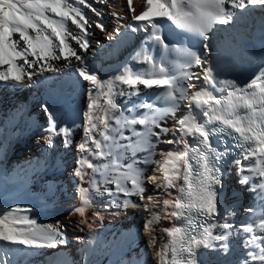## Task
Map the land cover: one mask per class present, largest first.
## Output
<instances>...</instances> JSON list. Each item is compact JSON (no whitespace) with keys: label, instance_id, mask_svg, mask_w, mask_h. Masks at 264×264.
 <instances>
[{"label":"snow or ice","instance_id":"obj_1","mask_svg":"<svg viewBox=\"0 0 264 264\" xmlns=\"http://www.w3.org/2000/svg\"><path fill=\"white\" fill-rule=\"evenodd\" d=\"M77 5L91 8L87 0H0V82L20 84L25 77L30 81L36 72L28 69L37 65L40 72H55L53 60L74 58L84 65L75 69L78 79L91 85L83 110V136L76 144L79 155L73 169L74 177L88 185L78 186L81 206L74 209L81 217L78 225H87L89 233L96 231L94 221L100 215L94 213L90 222L86 211L89 192L99 191V177V185H111L103 188L109 197L118 199L123 195L126 197L123 207H140L148 214L145 232L151 234L161 220L179 222L162 228L166 237L161 238L157 264H200L197 251L213 249L215 241L221 242L219 250L227 254L233 235L243 236L241 245L245 253L239 264H264V70L241 87L231 80L217 81L212 68H203L202 79L207 87H198L193 81L201 76L188 69L203 67L208 63L207 58L189 47H172L160 35L162 22H170L169 27L207 42L217 26L233 22L234 10L244 11L250 6L264 8V0H145L144 10L131 17L138 25L128 27L132 32H149L146 42L164 52L179 53L184 58L177 66L179 75L158 62L142 45L131 57L141 67L134 69L126 64L108 79L98 77L69 42L71 38L87 51L92 23L104 30L102 23L90 22ZM128 7L134 11L132 0H128ZM92 11L101 15L95 8ZM69 21L79 29V34L70 31ZM115 32L120 33V26ZM209 50L210 45L205 43L204 51ZM118 85L126 86L130 97L140 95L139 85L149 90L160 89L154 93L155 99L166 106L157 108L151 102L140 101L122 108L116 96L125 93ZM182 100L188 101L189 110L178 116ZM43 110L50 112L47 106ZM169 116L173 119L172 126H162L160 121ZM47 131L45 143L49 145L53 137L61 135L65 144L72 143V129L57 130L51 115ZM169 135L171 138L162 139ZM217 136L239 150L240 158L233 161L240 176L238 183L247 187L254 204L258 203L261 209L256 212L255 207L249 206L246 211L256 212V218L250 216L239 229L234 230L225 221L219 225L224 229L222 234L213 231L217 227L214 218L220 215L216 186L221 184L222 170L218 165L231 149L218 151L211 142ZM160 143L183 145V148L159 150L160 158L155 159ZM150 165H154L150 169L152 174L145 176ZM145 182L155 185L153 194L145 195ZM170 189H176V194ZM160 193H165L167 198ZM132 196L147 203H133L127 199ZM113 203L121 206L116 199ZM27 211L18 206L0 211V242H3L0 264H10L9 251L5 250L8 246L55 247L62 235L58 224L39 225L24 214ZM149 243L156 244L155 235Z\"/></svg>","mask_w":264,"mask_h":264},{"label":"bare ground","instance_id":"obj_2","mask_svg":"<svg viewBox=\"0 0 264 264\" xmlns=\"http://www.w3.org/2000/svg\"><path fill=\"white\" fill-rule=\"evenodd\" d=\"M118 1L120 5H118L116 14L120 25L113 26L111 32L115 35V41L105 42L102 39L97 42L98 45L95 44L97 47L94 48L89 44L88 50L84 51L74 40L69 38V42L76 48L85 64L102 79L115 76L126 64L130 67L136 64L131 57L142 45L145 46L146 38L149 35V32L141 30L132 32L128 27V25L133 27L138 25L139 22L133 21L131 17L134 14L139 15L144 10L145 0H132L134 11L129 10L128 0ZM77 6L82 8L81 5ZM234 12L233 22L217 26L211 34L210 40L204 41V44L210 45V50L205 52L204 44L200 47L198 54L202 58L206 57L208 63L198 69H195L196 66L188 69V71L201 76L200 80L193 81L198 87H207L202 79L203 68H212L217 81L231 80L238 85L247 77L258 72L259 69L264 68V8L250 6L244 11L234 10ZM68 24L71 32L79 34V29L71 25L70 21ZM118 26H120L119 34L115 32ZM103 50L106 51L103 52L104 55L101 56V59L107 65L106 68L101 64L102 61L94 63L91 58L92 53ZM51 63L57 71L40 72L39 65H37L35 69H28L30 72H36L30 81L25 77L20 84L11 81L0 82V211L18 206L27 209L28 211L24 214L36 221L45 216L40 212V207L47 205L49 199L54 196L53 191L43 192V188L60 184L62 179L61 171L63 169L61 170V167H57L56 164L59 162L57 155L62 152L59 140L63 137L61 138L62 135L53 137L52 145L45 143V137L48 135L49 115L53 117L58 130L66 108L72 107L73 103L76 104L77 101L76 97L70 99L77 92L81 83L75 69L84 66L74 58L69 61L53 60ZM173 74L179 75L178 69L173 71ZM86 84L88 86L82 89L84 90L83 95H85L82 107L77 106V110L81 112L82 109H86L91 88L89 82L86 81ZM217 86L221 87L222 85L218 84ZM121 87L125 94L117 95L116 102L125 109L140 101L152 103L154 93L160 91V89H145L143 85H139L140 95L130 97L127 95L130 90L126 86H117L118 89ZM214 94L220 95V93ZM101 103L103 102L101 101ZM180 105L178 116L189 110L186 107L187 100L180 101ZM44 106H47L50 112H45ZM165 106L164 104L156 107L164 108ZM73 108L76 111V106ZM140 111L144 110L140 109ZM160 123L162 126L171 127L173 119L169 116L161 120ZM137 127L139 128V125ZM81 128L83 134V127ZM154 131L158 132L159 129L154 128ZM82 136L78 142L81 141ZM169 138H171L170 135L162 136V139ZM189 142L192 143L191 140ZM177 147L182 149L183 145L160 143L154 158H160L159 150L167 151ZM238 158H240V152L221 169V184L216 186L220 215L213 221L217 224V227L213 229L214 234L224 232V229L219 225L225 221L232 224L234 230L239 229L242 223L248 222L250 216L255 219L256 212L261 211L259 204H254L252 193L246 186L238 183L240 176L237 174V166L233 163ZM242 163L247 164L249 161H242ZM151 167L154 165H150L149 171L145 174H152ZM97 180L99 191L93 189L89 192L90 200L86 216L90 217L94 213H99L100 218L104 220L94 221L96 231L87 235L84 245L80 246V251L71 262H67L68 256L59 258L64 251L61 248L28 249L20 245L6 247L5 250L9 251L10 264H157L159 259L157 251L161 246V238L166 237L162 228L171 227L176 221L161 220L154 226V231L150 234L144 230L148 214L142 208L134 207L132 213L135 216L138 217L143 212L142 233L137 229L138 222L132 224V227H125L119 216H125L124 207L122 204L117 207L113 203V199H116V203H118L119 198L109 197L103 191V187L106 185H99V177ZM78 186L87 187L88 185L81 184L78 179L76 180L77 202L67 207L72 212L76 207L81 206ZM144 186L149 191L148 194H145L146 196L153 194L155 185L145 182ZM169 191L173 195L176 194V189ZM157 192L159 193L160 190ZM160 194L167 198L165 193ZM145 201L143 204L147 203V200ZM249 206L255 207L256 212L248 213L246 209ZM59 207L63 208L64 206ZM225 212L232 214L225 215ZM76 215L81 219L78 214ZM152 235L156 236L155 245L149 243ZM68 239L71 242L74 240L73 237ZM242 239L243 236L238 238L233 235L230 237V251L227 254L219 250L221 243L219 241L214 242L213 249H199L197 258L200 264H239L245 253V249L241 245ZM0 246H3V242H0Z\"/></svg>","mask_w":264,"mask_h":264},{"label":"rangeland","instance_id":"obj_3","mask_svg":"<svg viewBox=\"0 0 264 264\" xmlns=\"http://www.w3.org/2000/svg\"><path fill=\"white\" fill-rule=\"evenodd\" d=\"M87 3H89L91 5V8H84L83 5H81V10L85 13L86 17L90 20V22H100L103 24L104 26V30H101L100 28L95 27V23H92V27L90 28V32L91 34L87 37L88 41L90 42L89 44L92 47H97V42L100 40H104L109 41V42H113L115 41V35H113L112 32V28L113 26H117L120 25V21L118 19L117 16V10H118V5H120L118 0H106L105 3H100L99 0H87ZM113 6V7H112ZM92 8H95L97 11H99L101 13V15L97 16L93 11ZM116 11V12H115ZM115 12L116 15H113V13ZM97 44V45H95ZM106 50L103 51H98L96 53H92L91 54V58L92 61L94 63H101L102 61V65L104 68H106L107 65H105V63H103V60L101 59V56H103V52H105ZM195 69H198V67ZM88 86V84H86V81H83L81 79V83L79 86V89H77L76 93H75V97L77 98L76 104L73 103L72 107L76 106V111H74V114L72 116V119L68 122L67 121V117H63V119L60 121L61 123H59V128L62 127H67L72 129L73 135L71 137L72 143H70L68 146H66V144L64 143V137L61 136V138L63 137V139L59 140V145L60 148H64V153H66L65 157L56 164L57 167H61V182L60 184H57L55 186H45L43 188V192L44 191H48L51 190L53 191L54 194L58 193V192H62L64 197H62L61 202L58 203L56 206L57 208L59 206H64L63 208H58V212L59 215L62 216V219H59L60 222L57 223V221H55L53 219V216L50 215H46L45 217L37 220L39 225H59V230L61 231L62 235L60 237L57 238V243L55 245V247L57 248H61L63 249V253L61 254V256L59 258H63V256H68V261L67 262H71V260H73V258L76 256L77 252L80 251V246L84 245L87 235L89 234L87 225H78V221L80 220L79 217H77V215L72 212V210H69L67 207H69L70 205L74 204L77 202V188H76V180L77 178L74 177L73 175V169L76 166V160L77 157L79 155V153L77 152L76 149V144L79 143L78 140L80 139V137L83 135L81 130H82V124H83V110L82 112L80 110H77V106L80 105L82 107V104L84 102V97L85 95H83L84 90H82L83 86ZM81 88V89H80ZM82 101V102H81ZM80 103V104H79ZM77 114V115H76ZM65 118V119H64ZM81 119V120H80ZM81 135V136H80ZM77 142V143H76ZM145 176H147V174H145ZM231 182V181H230ZM111 187L110 185H106V187ZM130 187V185H129ZM104 188V187H103ZM149 191H146L145 194H148ZM53 194V195H54ZM123 197V198H122ZM119 199L117 200V202L119 204H122L123 200L126 199V197L119 196ZM127 199H130L133 203H137V204H141L143 205L144 201H141L139 199L138 196H132V197H127ZM49 199L48 203L50 202ZM120 200V201H119ZM48 205V204H47ZM46 206V205H44ZM41 206L40 207V212L44 213L47 211V208ZM134 207H124L125 211V216L121 217L120 216V220L124 223L125 227H132V224H134L135 222H138V230L140 231V233H142V222H143V212L141 213L140 216H135L132 213V209ZM48 216V217H47ZM65 216V217H64ZM107 217V216H106ZM126 217V218H125ZM90 222H93L92 218L93 216L88 217ZM101 220H104L103 218H100ZM100 219H97L95 221H99ZM47 220H52L49 223H47ZM65 226L66 230L63 229V227ZM68 231V232H67ZM66 233H69V237H73V242L70 241V239L65 238L64 236H66ZM78 239V241H76ZM74 243H76L77 245H75ZM66 262V263H67Z\"/></svg>","mask_w":264,"mask_h":264}]
</instances>
